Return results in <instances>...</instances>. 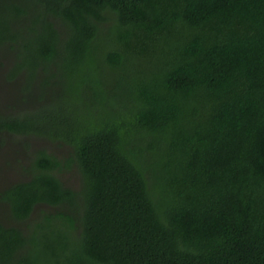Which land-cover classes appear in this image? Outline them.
<instances>
[{
    "label": "trees",
    "instance_id": "trees-1",
    "mask_svg": "<svg viewBox=\"0 0 264 264\" xmlns=\"http://www.w3.org/2000/svg\"><path fill=\"white\" fill-rule=\"evenodd\" d=\"M24 37L79 104L68 135L0 111L73 148L0 190V264H264V0H0Z\"/></svg>",
    "mask_w": 264,
    "mask_h": 264
},
{
    "label": "rangeland",
    "instance_id": "rangeland-1",
    "mask_svg": "<svg viewBox=\"0 0 264 264\" xmlns=\"http://www.w3.org/2000/svg\"><path fill=\"white\" fill-rule=\"evenodd\" d=\"M18 25L16 28L23 32L26 24ZM35 46L38 42L32 37L20 38L13 46L0 42V111L19 109L30 113L42 120L43 131L49 134L74 133L76 110L71 105L79 103L69 92L76 89V69L71 65L70 54L61 50L60 57L46 64L37 56ZM82 115L87 116L85 112ZM72 149V144L62 138L38 133H0V190L27 179L28 168L38 151L44 150L59 159H66ZM61 178L74 188L78 184V174L73 166L64 169ZM3 214L6 213L3 211ZM30 220L17 225L24 230Z\"/></svg>",
    "mask_w": 264,
    "mask_h": 264
}]
</instances>
